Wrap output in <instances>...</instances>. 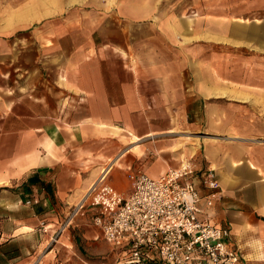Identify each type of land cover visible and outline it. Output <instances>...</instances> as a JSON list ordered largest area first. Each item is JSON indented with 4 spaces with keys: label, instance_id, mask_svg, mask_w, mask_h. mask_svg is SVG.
I'll return each mask as SVG.
<instances>
[{
    "label": "crops",
    "instance_id": "1",
    "mask_svg": "<svg viewBox=\"0 0 264 264\" xmlns=\"http://www.w3.org/2000/svg\"><path fill=\"white\" fill-rule=\"evenodd\" d=\"M8 6L0 264H29L61 228L66 251L95 258L104 249L96 209L66 220L103 167L127 195L130 172L158 177L186 161L219 180V198L199 216L229 228L240 264H264V0Z\"/></svg>",
    "mask_w": 264,
    "mask_h": 264
},
{
    "label": "built area",
    "instance_id": "2",
    "mask_svg": "<svg viewBox=\"0 0 264 264\" xmlns=\"http://www.w3.org/2000/svg\"><path fill=\"white\" fill-rule=\"evenodd\" d=\"M107 166L66 223L95 208L92 222L117 250L121 264H240L229 228L199 216L207 214L221 193L214 168L197 169L186 161L158 177L136 170L129 173L132 189L123 195L107 180Z\"/></svg>",
    "mask_w": 264,
    "mask_h": 264
},
{
    "label": "rangeland",
    "instance_id": "3",
    "mask_svg": "<svg viewBox=\"0 0 264 264\" xmlns=\"http://www.w3.org/2000/svg\"><path fill=\"white\" fill-rule=\"evenodd\" d=\"M23 1L25 0H0V9L4 8L5 6L8 8L9 4L13 6L16 3ZM62 226H64V224ZM61 231L62 228L58 230V232H54L52 239L48 243L45 251L40 249V251H38L34 257L28 260L29 264H68L72 258L78 260L81 257H85L87 260L86 264H121L123 262V259H121L119 253H117L115 250H112L111 245L104 239V249L98 253L95 258L89 257L87 252H85L86 254H83V252H80L76 246L67 248L68 250L66 251L65 246L61 245L60 241L57 240ZM46 252L50 253L45 255ZM78 254H80V257Z\"/></svg>",
    "mask_w": 264,
    "mask_h": 264
},
{
    "label": "bare ground",
    "instance_id": "4",
    "mask_svg": "<svg viewBox=\"0 0 264 264\" xmlns=\"http://www.w3.org/2000/svg\"><path fill=\"white\" fill-rule=\"evenodd\" d=\"M109 167V166H108ZM110 169V168H109ZM107 171H109L108 169H107ZM104 173H106V169L104 170Z\"/></svg>",
    "mask_w": 264,
    "mask_h": 264
}]
</instances>
